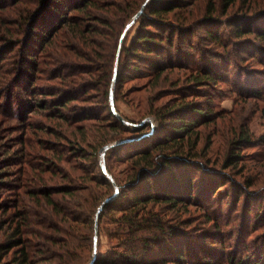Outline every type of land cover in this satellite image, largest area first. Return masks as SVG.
Listing matches in <instances>:
<instances>
[{
	"label": "trees",
	"instance_id": "1",
	"mask_svg": "<svg viewBox=\"0 0 264 264\" xmlns=\"http://www.w3.org/2000/svg\"><path fill=\"white\" fill-rule=\"evenodd\" d=\"M20 2L24 3L21 11L11 13L9 10L8 15L0 12V117L22 121L19 125L28 124L24 120L29 119V115L36 110H44L48 107L51 109L65 108L78 95L85 93V88L96 86V83L93 82L95 77L99 81H97L99 88L103 90L102 98L106 103L103 108L107 114L102 116L104 127L127 129L130 133L129 137L109 145L106 149L107 154H111V156L122 147L126 148L124 151L130 150L129 153L122 154L124 155L122 156L124 157L123 161L127 164L120 170L119 173L125 172L120 178L113 174L109 158L105 157L104 159L105 170L111 175L117 186L116 195L114 197L111 195L112 198L103 203L106 198L110 197H107L106 193L114 191V185L112 181L106 179L100 162L96 167L101 180L106 183V191L105 193L92 190L89 192L91 199L89 205L92 211L95 209L98 212L97 208L102 204L98 212V219L102 218L105 213L112 215L120 213L119 218L114 222L116 224L114 237L118 240V245L123 247V251L115 253L116 256H120L119 262L115 261L116 258H112L106 264H211V261L214 264H264L262 249L261 251L258 249L253 252H243L247 250L243 245V235L237 236L234 245L236 249L242 246L241 251L222 250L220 259L224 261L211 258L210 261L208 260L209 262H204L205 249L202 248V243H199L197 239L190 242L189 238L182 242L183 240L181 241L178 235L181 230L177 223H170V220H174L175 217L169 218L166 214L170 211L175 213L177 209L184 211L185 207L181 204L185 206L191 204L197 209L202 207L201 209L206 213V220L213 219L211 230L213 229L215 234L219 233L220 222L216 217L211 218L210 215L212 213L221 215L220 208L216 209L217 204L214 203V198L220 192H228L231 201L236 204L240 195L246 197L247 189L252 185L251 182L244 183V180L240 184L234 174L227 170L237 166L241 159L239 151L252 142L250 132L242 125L240 126L241 123L239 124L238 131L233 134L230 141L232 151L221 162L222 170L218 169V171L215 168H208L206 164L197 160L196 140L191 138L195 134L194 128L198 123L205 124L211 121L207 116L210 110L208 107L203 108L204 102H185L186 94L175 92L171 103L166 102L158 107L151 105L147 108L146 113L152 114L157 123L155 126L150 123L148 127L144 126V123H131L127 119H121L117 116L116 110H112L110 104L111 91L113 101H115L116 90L121 88L119 84L121 78L118 79L120 68L117 69L115 79L118 80V84L114 85L113 89L111 87L114 70L112 59L114 60L118 44L120 45L119 52L122 51L132 58H142L144 55V60L150 66L146 77L150 76L151 89L148 94H151L153 88L156 89L166 82V70L173 71L183 68L181 60L178 61L181 59L179 55H183L181 50L179 52L178 44L192 38L196 27H202L204 35L210 42L225 49L228 47V44L222 40L225 37V32L224 34L219 32L220 26L217 23H228L233 29L231 38L236 39L232 44L237 46L241 43L243 45L246 40H241L242 37L253 33L251 14L241 13L236 18L238 14L227 15V12L237 7V3L240 2V4L247 5L248 11L258 8L259 14H256V17L264 16L263 0H204L202 12L205 16H200L199 21H194L190 11L188 13L181 12L190 3L187 0H150L145 4L137 19L140 22L139 30L127 46H123L122 42L126 36V32L122 36L123 30L129 29L127 18L129 15V18H132L141 9L142 2L139 4L137 2L135 4L137 7L135 6L132 8L133 10L125 13L117 29H110L109 21H106L105 16L96 15L93 11L101 10V13H107L103 10L106 5L122 9V3L119 0L110 2L104 0H0V9L9 8ZM222 16H225L224 21ZM188 21L191 22L184 25ZM93 22L107 28L105 34L108 35L110 46L106 54H102L95 48L98 41L91 35L102 32H99V29L92 24ZM257 30L263 32L262 28ZM185 32H189V34ZM226 33L229 34V32ZM81 43L92 45V47L82 51L79 48ZM190 45L192 46V44ZM62 50H64L63 55L70 53L72 57L76 54V57H82L87 63L75 62L74 64V62L62 60L59 57V52ZM241 50L248 52L247 47ZM213 54L222 58L219 51ZM225 55V58H222L224 62L219 58L206 61V63L202 61L199 64L200 69L196 71L197 74L189 73L184 76L183 80L186 81V86L195 87V97L199 100L200 98L205 99L208 106L211 103V93L200 89L201 87L216 88L226 82L229 83L226 75L229 72V67L235 63V58L226 53ZM71 66L80 70V73H88L92 78L77 82L75 78L77 73L65 70ZM130 68L135 69L134 66ZM54 69L56 72L53 71ZM44 72L50 80L59 79L62 87L56 85V90L48 91L39 88L36 81L38 76H42ZM232 76V86L237 88L236 96L244 99L262 100L264 97V75L263 81L260 79L248 80L240 73H232ZM178 81L177 77L172 86H177ZM69 84L72 85L68 86ZM157 91L160 93L162 90L158 89ZM45 97H49L48 102ZM161 97L160 94L156 96L154 93L152 101L153 99L157 101ZM146 99H148L147 96H145ZM59 117L65 118V115L61 114ZM167 123L171 124V133L156 137L157 133L164 130L163 125ZM105 132H108V129H105ZM106 135L104 133V138L98 140L99 148H103L109 143ZM142 141L148 144L142 147L140 146ZM7 147V144L3 145L0 142V157L8 155L7 149L12 148ZM96 149L98 150V148ZM12 154L16 158L21 156L22 152L12 150ZM189 166L193 167L194 176L192 177L186 169ZM196 174L208 176L207 186L206 183L204 185L203 183L196 184L198 183ZM180 175L183 176L184 186L181 184ZM228 183L230 186H227ZM60 189V192L68 195L80 191L77 186L71 185L63 186ZM107 190L109 191L107 192ZM39 192L57 215V203L50 198L49 190L43 188ZM32 193L35 194L36 191ZM207 196L211 198L212 203L207 202V198H205ZM217 198L221 200L219 203L221 206L223 198L220 195ZM256 200L258 201H253V204L256 203L254 208H251V205L244 207V213L250 216L254 209L258 211L257 215L261 213L260 209L263 208L261 205L264 199ZM209 207L212 208L209 209ZM90 231L93 230L90 228ZM15 233L14 240L0 247L3 253L5 254L7 249L11 250L17 247V254L11 260L13 264H36L34 256H30V252L27 250L29 249L28 243L22 245L23 239L20 236V231L16 230ZM183 234L188 236L186 233ZM208 236L212 235L208 233ZM217 238L219 239V237ZM206 239L208 238L206 237ZM89 243L92 247V235ZM206 243H208L207 240ZM214 244L215 242H212V249L216 248V244L215 246ZM69 248V246H65L61 249L65 253ZM240 252L243 253L242 257L239 255ZM68 257H64L60 264H74L77 261L76 258H71L69 255ZM94 264H97V260Z\"/></svg>",
	"mask_w": 264,
	"mask_h": 264
},
{
	"label": "rangeland",
	"instance_id": "2",
	"mask_svg": "<svg viewBox=\"0 0 264 264\" xmlns=\"http://www.w3.org/2000/svg\"><path fill=\"white\" fill-rule=\"evenodd\" d=\"M104 1L110 2L113 0ZM119 1L122 3V9L106 5L103 10L107 11V13L103 14L101 10L93 11L96 15L105 16L106 21H109L110 29H117L122 17L125 16L126 12L133 10V7H137L135 5L137 2L138 4L142 2L144 8L145 4L150 0ZM187 1L190 3L181 12L188 13L190 11L194 21H199L200 16H205L204 12H202L205 4L204 0ZM23 4L21 2L17 3L9 7L10 9H0V12L8 15L9 10L11 13L21 11L24 7ZM258 10V8H253L248 11L246 4L238 2L237 7L227 12V15L238 14L236 18L241 13L251 14L253 33L242 37L241 40H246L243 45L241 43L237 46L232 44L233 40L236 39L231 38L233 29L228 23H217L220 26L219 32L221 34L225 32V37L222 38L228 44L225 49H221V47L210 42L204 35L202 27H196L192 38L178 44L179 52L181 50L184 55H179L181 59H178L179 62L181 60L180 63H182L183 68L173 71L166 70V82L156 87V89L153 88L151 94H148L151 89V85H149L150 76L146 77L150 66L144 60V55L142 58H132L122 51L119 52L120 45L118 44L114 60L112 59L114 64L111 82L112 89L114 85L118 84V80H115L118 68H120L118 79L121 78L119 79L121 88L115 89L117 92L115 101H113L112 91L110 93L113 104L112 110H116L117 116L127 119L131 123H144L146 127L152 123L155 126L157 123L152 114L146 113L148 111L147 108L151 105L158 107L166 102L171 103L175 92L186 94L185 102H204L203 108L208 107V110H210L207 116L211 121L205 124L198 123L194 128V133L197 135L195 137L194 134L191 138L196 140L195 152L197 160L206 164L208 168L222 170L221 162L232 151L231 138L241 125L250 132L252 142L239 151L241 159L237 166L227 170L234 174L240 184L244 180V183L251 182L252 185L247 189L246 197L240 195L236 204L231 201L228 192H220L219 195L223 198L221 206H219L221 200L217 198L219 195L214 198V203L217 204L216 209L219 210L220 208L221 215H214L215 213L210 215L211 218L216 217L218 222H220L219 233L215 234L214 230H211L213 219L206 220V213L201 209L202 207L197 209L191 204L186 206L181 204V206L185 207L184 211L177 209L175 213L171 211L166 213L169 218L171 216L175 217L174 220H170V223H177L181 230L178 235L181 241L183 240L182 242L189 238L190 242L197 239L199 243H202V248L205 249L206 254H203L205 256L204 262H209L211 258H215L214 260L217 259V261H224L220 259L223 253L222 250H228L229 252L241 251L242 246L239 249L234 247L238 235H243V245L247 249L243 252H253L258 249L261 251L262 249V254H264V201L262 200L261 208H263L260 209L261 213L258 215L256 209L250 216L244 213L245 206L251 205V208H254L256 204H253L254 200L264 199V97L260 101L240 98L235 95L237 88L232 86L231 83L233 80L232 73H240L242 77H246L248 80L260 79L263 81L264 16L256 17V14H259ZM181 12L179 11V13ZM128 18L127 23L129 24L133 17ZM221 18L223 21L225 20V16ZM137 19L129 26L127 31L123 30L122 36L126 32V36L122 41L123 46H127L131 39L134 38L137 30H139L140 22ZM189 22L191 21L184 25L189 24ZM92 24L99 29V32H102L91 35L98 41L97 46L95 44L96 50L102 54L108 53L110 44L108 35L105 34L107 28L96 22ZM258 28H262L263 32H258ZM255 29L257 31H254ZM226 32H229L230 35ZM185 33L189 34V32ZM91 47L92 45L89 44L84 45L81 43L79 45L82 51L89 50ZM244 47H247L248 52L241 50ZM63 51L59 52V57L62 60L74 62V64L75 62L87 63L82 57H76V54L72 55V57L70 53L69 55H63ZM216 51L220 52L223 59L226 56L225 53L232 55L235 58V63L229 67V72L226 75L229 83L226 82L220 87L216 86V88L201 87L200 90H207L211 93V103L208 106L205 103V99L200 98L199 100V98L195 97V87L192 85L186 86V81L183 79L189 73L197 74L196 71L200 69V62L206 63L209 60L222 59L213 54ZM223 59L222 61L224 62ZM132 66H134V70L130 68ZM65 70H67L66 72L72 70V73H77V77L74 76L77 82L92 78L86 72L80 73L81 71L74 66ZM53 71L56 72L55 69ZM40 76H38L36 81L39 88L48 91L56 90V85L62 87L59 79L50 80L46 72ZM177 77L179 81L177 86L173 87L172 83ZM97 81V78L95 79L94 77L93 82L96 83V86L85 88V93L78 95L75 100H72L63 109H51V107H48L31 113L29 119L24 120L28 124L19 125L22 121L16 119L7 120L0 117V142L3 145L7 144V148H12L10 150L7 149L8 155L0 157V247L14 240L15 232L19 230L23 239L22 245L28 243L29 249L27 250L30 252V256H34L36 264H60L63 258L68 257V255L77 259L74 264H90V262L94 264L96 260L97 264L99 262L100 264L102 262V264H106L112 258H116L115 261H120V256H116L115 253L123 251V247L118 245V240L114 237L116 234L114 231L116 230V224L114 222L119 218L120 213L113 215L105 213L102 218L98 219L97 210L95 211L94 209L92 211L89 205L91 200L89 192L92 190L93 192L105 193L106 191V183L101 180L96 167L98 162L101 165L102 162L104 163L105 157L109 158L108 161L109 164L110 162L112 164V172L115 176L120 178L122 173H125L124 171L119 173L127 164L123 161L124 157L122 156L124 155L122 154H127L130 150L124 151L126 148L122 147L117 149L111 156V154H107L106 149L109 145L129 137L130 133L127 129H118L116 125L117 128L104 127L105 123L102 116L107 114L103 108L106 103L102 98V95H104L103 90L99 88V81ZM70 85L72 84L68 86ZM158 89L162 91L158 93ZM154 93L156 96L160 94L162 97L157 101H154V99L152 101V94L154 95ZM145 96L148 99L145 100ZM48 98L45 97L46 102H48ZM61 114L65 115V118L59 117ZM111 120L113 121L112 118ZM170 125V123L163 125L164 130L157 133L156 137L171 133ZM105 129H108V132H105ZM104 133L107 134L105 137L109 140V143L105 147L99 148L98 140L104 138ZM147 144L142 141L140 146L144 147ZM12 150L22 152V155L15 158ZM186 169L190 172V177L194 176L192 166L186 167ZM196 176H198L196 177V182H198L196 184L203 183L204 185L206 183L207 186L209 182L207 175L196 174ZM105 177L109 179L106 174ZM179 178L182 181V186H184L183 176L180 175ZM68 185L77 186L80 191L72 195L60 192V188ZM227 186H230L229 183ZM43 188L49 190L50 198L57 203V215L39 192ZM33 191H36V193H32ZM110 192L106 193L107 197L111 195L114 197L117 193L115 188L113 192ZM205 198H207V202H213L209 196ZM208 212L207 214H209ZM96 217L97 240L93 259V244L91 247L89 242L91 241V235L92 239L94 236V221ZM90 228L93 230L92 232ZM183 233L188 234V236ZM208 233L212 236L209 237ZM180 235L185 238L182 239ZM206 240L208 243H206ZM212 242H215L216 246L215 244L214 246L216 248L212 249ZM65 246L70 248L64 253L61 248ZM16 248L7 249L5 254L0 248V264H13L11 260L17 254ZM239 255L242 257L243 253L240 252ZM44 258L47 259L44 260ZM210 263L212 264L213 261Z\"/></svg>",
	"mask_w": 264,
	"mask_h": 264
},
{
	"label": "water",
	"instance_id": "3",
	"mask_svg": "<svg viewBox=\"0 0 264 264\" xmlns=\"http://www.w3.org/2000/svg\"><path fill=\"white\" fill-rule=\"evenodd\" d=\"M142 8L143 6L141 7V9L133 16L132 20L130 21V23L128 24V26H130L133 22H135V20L139 17V15L141 14V11H142ZM114 77H115V73H114ZM111 106L113 108V104H112V97H111ZM121 118V117H120ZM122 119V118H121ZM103 171L105 172V174L108 176V178L112 181L113 185H114V188H115V191H117V186L114 184V181L113 179L111 178V176L106 172L105 170V166H104V163L102 162V165H101ZM112 198V196L106 198L104 200L103 203L109 201L110 199ZM101 206L102 204L100 205V207L98 208V212L100 211L101 209ZM97 212V213H98ZM96 240H97V217L95 218V221H94V236H93V259L95 257V252H96ZM91 264V262H90Z\"/></svg>",
	"mask_w": 264,
	"mask_h": 264
}]
</instances>
